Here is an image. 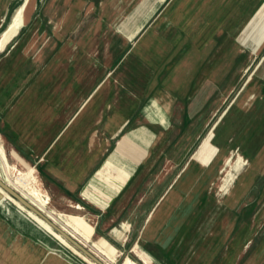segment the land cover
I'll return each instance as SVG.
<instances>
[{
    "label": "crops",
    "instance_id": "0c3cea01",
    "mask_svg": "<svg viewBox=\"0 0 264 264\" xmlns=\"http://www.w3.org/2000/svg\"><path fill=\"white\" fill-rule=\"evenodd\" d=\"M230 1L0 0V145L116 262L264 264V0ZM5 204L0 264L86 263Z\"/></svg>",
    "mask_w": 264,
    "mask_h": 264
},
{
    "label": "bare ground",
    "instance_id": "6f19581e",
    "mask_svg": "<svg viewBox=\"0 0 264 264\" xmlns=\"http://www.w3.org/2000/svg\"><path fill=\"white\" fill-rule=\"evenodd\" d=\"M23 22H24V10H21L20 13L16 16L14 24L11 27L10 32L7 35H5V39H7L9 36L13 35L15 33L16 29H18V27L21 26L23 24ZM0 49H1V46H0ZM13 158L18 163L23 162L22 159L17 154H13ZM0 159H1L0 170H1V166H2L4 171H5V174H6V176L3 180H5L12 188H14L19 193H21L27 200L38 204L42 208L45 207L47 204V199L43 198L42 192L38 187V180H37V177L35 175L36 170L34 171V169H27L26 171H22V170H19L15 165H11L8 162L7 155H6L4 149L1 145H0ZM228 164L230 166V169L226 172V180H227V182L228 181L232 182V180L236 176V174H235L236 170L240 167H243L246 164V161H244L239 156L238 160L236 161L235 164L231 160L228 161ZM7 201L10 202L11 204L15 205L20 210L26 212V214L31 219H33L41 228H43L46 232H48L50 235H52L58 242H60L68 250H70L75 255L80 257L84 262H86L87 264H96L95 262H93L92 260L87 258L85 255H83L81 252H79L75 247H73L62 235L55 232L53 230V228H51L44 220L37 217L33 212L26 210L19 202H17L15 199L10 197L6 192H4L0 188V206L6 208L5 203ZM61 219H62L64 228H66L69 233H71L73 236H75L85 246H87L88 248L90 247L91 250L97 256L102 258L107 264H115L116 254H115L114 249H112V248L104 249L103 247H101L97 243L90 244L93 230L90 228V226L87 224V222L83 218L78 217V216H70V217H65V218L62 217ZM239 241H240V239H239ZM144 261L146 264H152L151 261H149L147 258H144ZM122 264H137V263L135 261H133L131 258L126 257L123 260Z\"/></svg>",
    "mask_w": 264,
    "mask_h": 264
},
{
    "label": "water",
    "instance_id": "95a60500",
    "mask_svg": "<svg viewBox=\"0 0 264 264\" xmlns=\"http://www.w3.org/2000/svg\"><path fill=\"white\" fill-rule=\"evenodd\" d=\"M0 188L10 197L19 202L26 210L33 212L37 217L44 220L53 230L62 235L73 247L85 255L96 264H107L102 258L97 256L91 249L80 242L75 236L59 226L53 219L46 216L43 211L33 202L28 201L21 193L12 188L5 180L0 178Z\"/></svg>",
    "mask_w": 264,
    "mask_h": 264
},
{
    "label": "rangeland",
    "instance_id": "374dc122",
    "mask_svg": "<svg viewBox=\"0 0 264 264\" xmlns=\"http://www.w3.org/2000/svg\"><path fill=\"white\" fill-rule=\"evenodd\" d=\"M252 0H231L229 2V4L227 5L225 11H224V14L226 15H230V14H233V13H236V12H239L241 11L246 5H249L250 2ZM13 205V204H12ZM15 206V205H13ZM16 207V206H15ZM261 230H264V226H262ZM259 240L257 239L256 240V243L258 242ZM87 264V263H85ZM115 264H122V260H119L118 262H116Z\"/></svg>",
    "mask_w": 264,
    "mask_h": 264
}]
</instances>
